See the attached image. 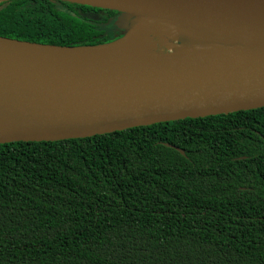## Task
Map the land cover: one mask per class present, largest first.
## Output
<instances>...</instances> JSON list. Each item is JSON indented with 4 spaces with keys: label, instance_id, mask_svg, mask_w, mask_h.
<instances>
[{
    "label": "trees",
    "instance_id": "16d2710c",
    "mask_svg": "<svg viewBox=\"0 0 264 264\" xmlns=\"http://www.w3.org/2000/svg\"><path fill=\"white\" fill-rule=\"evenodd\" d=\"M118 15L12 1L0 37L100 46ZM0 264H264V109L0 145Z\"/></svg>",
    "mask_w": 264,
    "mask_h": 264
},
{
    "label": "water",
    "instance_id": "95a60500",
    "mask_svg": "<svg viewBox=\"0 0 264 264\" xmlns=\"http://www.w3.org/2000/svg\"><path fill=\"white\" fill-rule=\"evenodd\" d=\"M12 1L21 0L0 5ZM50 1L116 12L125 34L93 47L0 37V145L264 109V0ZM144 22L167 26L183 40L172 53L119 51L130 29Z\"/></svg>",
    "mask_w": 264,
    "mask_h": 264
},
{
    "label": "bare ground",
    "instance_id": "6f19581e",
    "mask_svg": "<svg viewBox=\"0 0 264 264\" xmlns=\"http://www.w3.org/2000/svg\"><path fill=\"white\" fill-rule=\"evenodd\" d=\"M151 27L155 30L152 31ZM153 38L156 40L154 41ZM182 40L181 36L167 26L144 22L130 29L125 39L119 44V51L139 55L172 53Z\"/></svg>",
    "mask_w": 264,
    "mask_h": 264
},
{
    "label": "rangeland",
    "instance_id": "374dc122",
    "mask_svg": "<svg viewBox=\"0 0 264 264\" xmlns=\"http://www.w3.org/2000/svg\"><path fill=\"white\" fill-rule=\"evenodd\" d=\"M91 20L93 21H97L99 18L98 15H92L90 16ZM126 22L123 21V19L120 17V15L114 17L113 19H111V22L108 26H105L103 28H108L110 29L113 33L115 34H125V31H123V29L121 28ZM152 31H154L155 29L153 27ZM167 39V38H166ZM153 40L155 41L156 39L153 38ZM171 43H173V41L170 40Z\"/></svg>",
    "mask_w": 264,
    "mask_h": 264
}]
</instances>
